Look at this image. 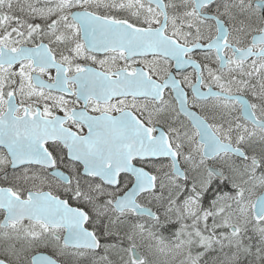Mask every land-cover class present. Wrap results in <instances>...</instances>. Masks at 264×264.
Segmentation results:
<instances>
[{
	"label": "snow or ice",
	"instance_id": "snow-or-ice-1",
	"mask_svg": "<svg viewBox=\"0 0 264 264\" xmlns=\"http://www.w3.org/2000/svg\"><path fill=\"white\" fill-rule=\"evenodd\" d=\"M0 264H264V0H0Z\"/></svg>",
	"mask_w": 264,
	"mask_h": 264
}]
</instances>
